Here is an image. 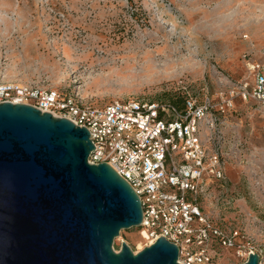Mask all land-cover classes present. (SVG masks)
Wrapping results in <instances>:
<instances>
[{
    "label": "rangeland",
    "instance_id": "obj_1",
    "mask_svg": "<svg viewBox=\"0 0 264 264\" xmlns=\"http://www.w3.org/2000/svg\"><path fill=\"white\" fill-rule=\"evenodd\" d=\"M264 46V0H0V83L77 90L112 100L209 104L222 180L206 181L198 204L231 236L212 264H264V107L244 101ZM146 247L122 229L112 247ZM240 251V252H239Z\"/></svg>",
    "mask_w": 264,
    "mask_h": 264
},
{
    "label": "water",
    "instance_id": "obj_2",
    "mask_svg": "<svg viewBox=\"0 0 264 264\" xmlns=\"http://www.w3.org/2000/svg\"><path fill=\"white\" fill-rule=\"evenodd\" d=\"M90 140L66 118L0 104V264H179L162 236L114 251L122 229L139 228L141 203L108 164L88 163ZM258 262L250 252L244 264Z\"/></svg>",
    "mask_w": 264,
    "mask_h": 264
},
{
    "label": "built area",
    "instance_id": "obj_3",
    "mask_svg": "<svg viewBox=\"0 0 264 264\" xmlns=\"http://www.w3.org/2000/svg\"><path fill=\"white\" fill-rule=\"evenodd\" d=\"M260 57L239 93L264 107V46ZM6 102L31 105L87 129L94 147L88 163L108 164L139 197L145 246L164 237L177 246L179 264H212L219 247L234 246L198 204L206 181L223 179L217 152L206 146L214 134L203 137L207 126L200 123L209 104L187 97L181 105L117 99L98 106L77 90L0 83V104Z\"/></svg>",
    "mask_w": 264,
    "mask_h": 264
},
{
    "label": "trees",
    "instance_id": "obj_4",
    "mask_svg": "<svg viewBox=\"0 0 264 264\" xmlns=\"http://www.w3.org/2000/svg\"><path fill=\"white\" fill-rule=\"evenodd\" d=\"M182 102L183 101H181L180 103H177V101H172V103L175 104V105H181Z\"/></svg>",
    "mask_w": 264,
    "mask_h": 264
},
{
    "label": "bare ground",
    "instance_id": "obj_5",
    "mask_svg": "<svg viewBox=\"0 0 264 264\" xmlns=\"http://www.w3.org/2000/svg\"><path fill=\"white\" fill-rule=\"evenodd\" d=\"M206 129V130H205ZM205 131H207V127L204 128Z\"/></svg>",
    "mask_w": 264,
    "mask_h": 264
}]
</instances>
